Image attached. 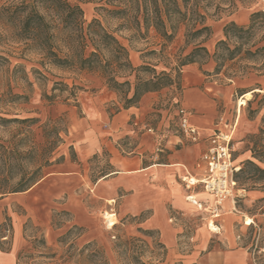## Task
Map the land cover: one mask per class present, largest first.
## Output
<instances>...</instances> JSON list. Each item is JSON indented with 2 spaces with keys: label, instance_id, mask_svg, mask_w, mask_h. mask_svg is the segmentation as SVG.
<instances>
[{
  "label": "rangeland",
  "instance_id": "rangeland-1",
  "mask_svg": "<svg viewBox=\"0 0 264 264\" xmlns=\"http://www.w3.org/2000/svg\"><path fill=\"white\" fill-rule=\"evenodd\" d=\"M20 1L0 0V264H19L20 252L25 253L21 264L48 261L39 257L47 253H55L54 260L61 262L71 244L101 247L110 264H133L123 253V244L133 238L141 240L133 244L144 251V262H163L168 250L157 244H164L161 233L146 224L152 211L126 214L122 204L126 191L113 180L102 182L115 175L109 149L104 147L79 163L83 177L73 172L75 162L79 161L76 146L85 130L94 128L99 133V127H106L109 119L127 110L124 94L109 88L98 73L52 65L39 47L23 38L15 16L3 11V7ZM70 1L81 6L86 25L98 20L116 36L128 49L134 67L171 72V67L177 66L178 60L198 43L209 53L197 55V62L183 67L180 77L172 74L174 85L148 93L128 108L134 112L129 122L131 132L110 136L121 155L131 154L143 142V134H147V145L152 146L146 153L148 161L152 162L159 153L157 162H162V155L171 153L168 145L174 144L172 136L188 139L179 128L183 95L187 88H199L214 101L218 121L231 125L241 116L233 139L234 159L246 170L241 174L245 188H264V175L255 174L246 165L252 160L264 169V92L252 93L250 102L239 110V100L246 92L264 88V26L242 45V54L225 62L220 70L214 58L217 43L226 40L225 26L235 22L248 28L251 14L264 12V0H243L236 8L219 7V0H214L201 10L210 35L206 38L205 33L195 42L187 41L186 27L180 23H167V35L171 37L158 32L152 22L147 26L136 11L135 0ZM180 3L186 11L181 0ZM234 44L238 45L234 42L228 47L233 49ZM247 50L256 52L249 60L243 59ZM120 75L121 82L135 81L134 73ZM150 75L141 73L142 77ZM102 117H106L104 123L100 122ZM255 152L262 155L260 160L253 157ZM35 180L38 181L34 183ZM30 183L34 185L27 191L13 192ZM237 206L245 216L254 219L252 227H237L240 246L251 264H264V203L238 199ZM107 213L115 215L116 227L109 226ZM170 215L177 217L174 212ZM198 222V216L184 219L185 230L178 238L179 245H183L181 254L191 249L192 232ZM72 226L83 229L68 233ZM139 229L158 233L146 235ZM213 241L218 242L216 238Z\"/></svg>",
  "mask_w": 264,
  "mask_h": 264
},
{
  "label": "trees",
  "instance_id": "trees-1",
  "mask_svg": "<svg viewBox=\"0 0 264 264\" xmlns=\"http://www.w3.org/2000/svg\"><path fill=\"white\" fill-rule=\"evenodd\" d=\"M181 1L186 11H183L180 0H135V7L136 11L144 18L145 24L148 26L149 22H152L157 31L164 36H172L167 35V23L172 25L177 22L186 27L187 41L195 42L202 38L205 33L206 38H208L210 28L205 26L206 17L201 13V10H205L214 0ZM219 2V7L226 5L229 8H236L238 3H243V0H219ZM204 3L206 5H203ZM3 11L10 16H15L21 26L23 38L39 47L52 65L60 68H76L82 72L98 73L109 88L123 93L124 109L137 105L148 93L159 91L165 86L174 85L175 79L172 78V74H177L180 77L183 67L196 63V56L200 53L209 56L206 47L198 43L188 55L178 60L177 66L171 67V72L157 73L155 69L149 66L134 67L128 49L121 44L116 36L108 32L98 20L86 25L83 9L70 0H22L18 4L3 7ZM250 21L251 24L248 28L239 26L235 22L225 26L226 40L217 43L214 54V58L218 62V70L225 62L232 61L242 54V45L251 40L255 30L264 26V12H253ZM234 42L238 45L234 44V48L230 49L229 43ZM255 54L256 52L247 50L243 59L249 60ZM122 72L130 75L134 73V83L129 80L119 81L118 78ZM143 72L150 73V77H142L141 73ZM176 82L180 84L179 80ZM122 88H126V90L123 91ZM253 157L260 160L262 155L255 152ZM246 165L250 166L251 171L255 174L264 175V169L258 163L248 160ZM243 173H246V170L241 167L235 178L239 184V189L248 190L245 188L244 179L241 177ZM37 181L35 180L34 183ZM34 183L16 187L13 192L27 191ZM251 216L254 215L251 214ZM252 225L250 226L252 227ZM78 228L83 229L72 226L68 233ZM139 231L146 235L158 233L151 229H139ZM140 241V239L133 238L123 244V251H125L123 253H127L133 264H147L142 260L144 251L136 249L134 247L136 245L133 244ZM42 242L46 247V242ZM157 244L166 251L164 244L159 241ZM24 256L25 253L20 252L19 264H21ZM31 257L34 255L31 254ZM39 257L46 258L48 261L33 264H110L104 250L93 244L82 247L71 244L67 250V257L61 258V262L54 260L55 253L40 254Z\"/></svg>",
  "mask_w": 264,
  "mask_h": 264
},
{
  "label": "crops",
  "instance_id": "crops-1",
  "mask_svg": "<svg viewBox=\"0 0 264 264\" xmlns=\"http://www.w3.org/2000/svg\"><path fill=\"white\" fill-rule=\"evenodd\" d=\"M262 80L264 82V77ZM256 89L264 92V88H255L249 92ZM182 106L188 111L191 124L199 130L200 141L198 143H191L188 137L186 139L182 136H172L170 139L174 144L173 146L168 145L171 153L167 156L162 155V162H157L161 157L159 153L154 156L152 162H149L146 153L152 146L147 145L148 135L143 134V142L139 143L131 154L121 155L113 144L114 141L110 140V136L131 132L129 122L134 113L131 108L109 119V125L106 127L103 125L97 129L100 130L99 133L94 128L85 130L76 146L79 161L75 162L73 172L83 177L79 163L100 152L104 147L109 149L115 175H109L102 182L109 183L113 180L118 188L121 187L126 191L122 196L123 209L126 214L135 216L146 210L152 211L146 224L149 228L160 231L162 241L168 250L165 260L158 264H251L240 246L237 234V227L245 224V217L248 215L245 216L239 211L237 203L228 200L223 206L221 217L216 220L221 232L219 235H213L207 228V221H210L213 206L212 197L201 189L196 191L197 199L205 203L201 210L186 200L189 191L182 182L186 171L191 176H200L201 170L198 168V163L207 147L208 138L219 130L227 131V128L237 127L241 116L238 115L237 120L231 125L218 121L214 101L199 88L185 89ZM105 120L106 117H102L100 122L104 123ZM222 125L225 126L224 130ZM117 174L120 175L117 176ZM237 196L238 199L245 201L262 200L264 203V188L239 189ZM108 201L115 200L109 199ZM170 212H174L177 217L171 218ZM194 216H198L199 219L192 232L191 239L194 243L189 252L181 254L183 245H179L178 238L185 230L183 221ZM213 238H216L218 242L213 241ZM203 258L206 259L205 262Z\"/></svg>",
  "mask_w": 264,
  "mask_h": 264
},
{
  "label": "built area",
  "instance_id": "built-area-1",
  "mask_svg": "<svg viewBox=\"0 0 264 264\" xmlns=\"http://www.w3.org/2000/svg\"><path fill=\"white\" fill-rule=\"evenodd\" d=\"M180 130L193 143L200 141L199 130L193 126L189 119V113L184 108L180 110ZM236 126L227 131H217L208 138V144L201 155L198 168L201 174L198 177L191 176L187 171L182 182L189 194L186 200L199 209H203L205 203L199 201L195 195L201 189L213 199L208 227L212 232L220 233L221 228L216 222L221 217L224 204L228 201L237 203L239 184L235 178L241 170V166L235 163L233 139Z\"/></svg>",
  "mask_w": 264,
  "mask_h": 264
},
{
  "label": "bare ground",
  "instance_id": "bare-ground-1",
  "mask_svg": "<svg viewBox=\"0 0 264 264\" xmlns=\"http://www.w3.org/2000/svg\"><path fill=\"white\" fill-rule=\"evenodd\" d=\"M260 90H254L252 92L246 93L240 100H239V110H241L242 106L247 104V101L251 98L252 93L254 92H259ZM115 217L114 214L107 213L106 214V219L108 220L109 226L115 225V221L113 218ZM254 223V220L251 217H247L245 219V225L250 226Z\"/></svg>",
  "mask_w": 264,
  "mask_h": 264
}]
</instances>
